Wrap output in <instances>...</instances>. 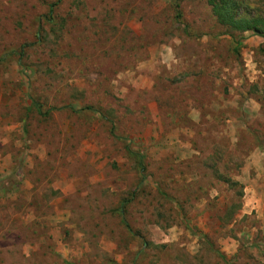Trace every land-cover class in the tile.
Listing matches in <instances>:
<instances>
[{"label": "rangeland", "instance_id": "374dc122", "mask_svg": "<svg viewBox=\"0 0 264 264\" xmlns=\"http://www.w3.org/2000/svg\"><path fill=\"white\" fill-rule=\"evenodd\" d=\"M209 1L0 0V264H264V32Z\"/></svg>", "mask_w": 264, "mask_h": 264}, {"label": "trees", "instance_id": "16d2710c", "mask_svg": "<svg viewBox=\"0 0 264 264\" xmlns=\"http://www.w3.org/2000/svg\"><path fill=\"white\" fill-rule=\"evenodd\" d=\"M209 2H211V0ZM237 6L238 3L236 0H216V2L211 5V12L213 15H215L216 22L220 26L227 27L230 30L238 33L253 31L256 34H259V36H262L264 32V17H238L236 15ZM234 46L233 52L236 54L238 48L237 42ZM35 111L38 115H44L48 113V111L40 112L39 106H35ZM135 166L142 176L145 170L143 156H140L139 154L137 155ZM118 212L119 215L122 216L120 210H118ZM122 222L124 224V220H122Z\"/></svg>", "mask_w": 264, "mask_h": 264}]
</instances>
